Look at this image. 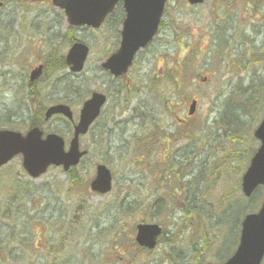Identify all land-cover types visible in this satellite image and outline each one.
<instances>
[{
  "label": "rangeland",
  "instance_id": "1",
  "mask_svg": "<svg viewBox=\"0 0 264 264\" xmlns=\"http://www.w3.org/2000/svg\"><path fill=\"white\" fill-rule=\"evenodd\" d=\"M11 1L0 20V130L26 134L57 104L76 122L92 93L109 100L81 139L89 154L72 178L51 168L33 180L21 157L0 169V264L227 261L244 217L264 198L262 189L252 199L241 191L264 117V0H207L197 9L171 0L161 38L118 81L100 69L118 48L107 25L74 31L49 5ZM77 40L90 49L78 75L66 65ZM40 64L45 75L30 87ZM42 128L68 148L73 128L62 117ZM99 164L114 177L106 196L90 190ZM142 223L163 228L152 252L135 242Z\"/></svg>",
  "mask_w": 264,
  "mask_h": 264
},
{
  "label": "water",
  "instance_id": "2",
  "mask_svg": "<svg viewBox=\"0 0 264 264\" xmlns=\"http://www.w3.org/2000/svg\"><path fill=\"white\" fill-rule=\"evenodd\" d=\"M61 1L54 0V4L58 5ZM164 1L148 0L146 2L152 5L156 22L162 11ZM200 1L190 0L194 4ZM102 2L103 0H80L72 2L75 6L70 13L72 20L70 23L74 26L88 24L95 28L99 27L109 12L108 9L105 10L103 8ZM127 2L129 5H132L134 0H127ZM84 6L86 9L83 8ZM132 19L131 17L129 31L125 35L120 51L104 65V68L115 76L126 72L131 64L133 55L153 35V30L150 27L146 31L147 26L138 27L139 34H134ZM87 54L88 49L83 45L76 44L72 48L67 57V62L68 65L72 66L73 72L82 71ZM36 77L37 73L33 75L32 80H35ZM104 102V96L95 94L93 99L84 105L80 123L75 128L74 138L68 152H65V143L62 138L52 135L48 136L46 140H42V134L38 130L32 131L26 138L15 133L0 132V167L7 164L12 157L18 154H23L25 158L24 167L34 178H38L46 173L52 165L56 167L62 166L65 171H69L70 168L77 166L80 160L87 154L86 152L80 151L79 138L88 132L89 127L99 116ZM194 108L195 104L192 106L191 114L194 113ZM57 113L72 119V113L65 106L50 109L47 113V118ZM255 136L261 140L262 147L253 160L251 169L244 177L243 187L247 196H250L258 185H264V121L255 133ZM91 188L92 191L103 195L111 191L112 176L105 166L98 167L97 177L93 181ZM242 226L241 244L235 256L227 264H260L264 256V203L260 213L258 215L248 216ZM161 233L162 231L158 226L140 225L138 226L136 241L141 247L153 250L157 244V238Z\"/></svg>",
  "mask_w": 264,
  "mask_h": 264
},
{
  "label": "flooded vegetation",
  "instance_id": "3",
  "mask_svg": "<svg viewBox=\"0 0 264 264\" xmlns=\"http://www.w3.org/2000/svg\"><path fill=\"white\" fill-rule=\"evenodd\" d=\"M118 14H120V15H124V13H123V11L122 12H117ZM117 21L115 20V19H112V20H110L109 22H108V26H109V28H110V30H117V28H113V29H111V24H115ZM118 30H119V28H118Z\"/></svg>",
  "mask_w": 264,
  "mask_h": 264
},
{
  "label": "trees",
  "instance_id": "4",
  "mask_svg": "<svg viewBox=\"0 0 264 264\" xmlns=\"http://www.w3.org/2000/svg\"><path fill=\"white\" fill-rule=\"evenodd\" d=\"M229 113H230V111L228 112L227 115H229ZM234 121H235V120H234ZM76 172H77V171H72V172H71V175H72V176H75ZM76 179H80V177H76V178H74L73 181H75Z\"/></svg>",
  "mask_w": 264,
  "mask_h": 264
}]
</instances>
